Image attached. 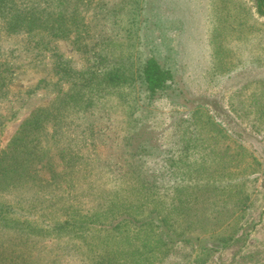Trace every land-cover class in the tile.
<instances>
[{"label":"rangeland","instance_id":"1","mask_svg":"<svg viewBox=\"0 0 264 264\" xmlns=\"http://www.w3.org/2000/svg\"><path fill=\"white\" fill-rule=\"evenodd\" d=\"M174 1L172 5L167 0H145L141 15H150L147 11L150 5L168 9L166 38L160 39V26L152 24L151 39L160 50L166 45L175 51L183 50L181 56L173 54L172 58L176 56L178 63L184 65L181 75L188 87L190 102L184 107L162 100L150 107V111L146 110V116L136 112L139 128L128 147L121 141L127 116L116 115L115 119L111 116L110 121L100 117L94 130L98 127L104 130L92 136L95 143L91 146L94 147L91 157L98 159L99 166L109 172L107 187L131 171L120 157L130 158L137 146L144 143L150 153L154 148L167 153L176 162L173 169L180 170L182 175L185 173V177L202 176L201 184L207 186L198 193V201L188 203L189 213L183 214L179 221V228L189 227L186 235L192 240L190 245L177 243L171 249L156 248L139 254L135 249L140 239L121 244L115 236L106 239L110 242H105L104 251L110 246L120 249L111 255V260L119 264H133L138 260L142 264H264V17L256 13L254 0ZM63 2L67 3L59 4V8H66L68 12H74L72 7L77 5L75 11H79L89 34L103 30L113 36L109 29L112 25L101 19L104 11L100 5L115 7L122 17L131 10L127 0ZM51 4V0H7L0 6V62L10 70L7 84L0 91V149L6 148L19 124L32 111L48 106L57 94L67 89L66 82L57 80L56 62L65 60L77 69L89 62L87 53L76 49L69 39L51 38L40 30L27 32L23 24L18 32L7 28L4 15L43 13L52 9ZM126 23L122 20L121 25L127 26ZM135 30L140 35L147 29L138 22ZM140 38L134 32L121 38L122 45L131 51L132 64L141 53ZM83 41L93 42L90 37H84ZM115 102L111 97L106 104ZM197 107L199 113H195L194 121L189 114ZM77 134L76 127L63 126L55 140L46 137L44 146L55 147H50L54 161L58 159L53 155L58 147L79 146ZM125 149L128 152L124 154ZM81 152L85 149L81 148ZM117 161L123 166L119 167ZM114 170L120 171L119 174ZM208 180L214 181L213 184L208 185ZM184 189L187 188L184 186ZM170 195L168 201H171ZM41 222L50 224L46 220ZM37 240L30 251V264H92L83 259L81 249L68 251L52 237ZM225 241L229 242L222 247ZM207 245L218 248L208 255L197 254L198 247ZM122 246H125L123 250Z\"/></svg>","mask_w":264,"mask_h":264},{"label":"trees","instance_id":"2","mask_svg":"<svg viewBox=\"0 0 264 264\" xmlns=\"http://www.w3.org/2000/svg\"><path fill=\"white\" fill-rule=\"evenodd\" d=\"M51 1L52 9L43 13L29 11L4 15L7 28L10 32H18L23 24L27 32L40 30L51 38L69 39L76 49L87 53L89 62L81 69L65 60L56 62L57 80L66 82L67 89L57 94L48 106L32 111L19 124L6 148L0 149V264H30L32 247L39 242L38 238L44 237L58 240L57 244L68 251L83 250L86 256L83 259L87 258L92 264H112L113 261L119 264L111 259L120 249L108 245L110 249L104 251L105 242H110L106 239L115 236L121 244L140 239L135 249L139 254L156 248L160 251L171 249L177 243L190 245L192 239L186 235L189 227L179 228V221L183 214L188 215V203L198 201V193L207 186L201 184L202 176L185 177V173L182 175L180 170L173 169L176 162L167 153L162 154V149L159 152L160 148L150 153L144 143L132 153L137 154L135 158L138 159L132 160V154L129 160L120 157L131 171L125 172L121 180L114 179L107 187L109 172L99 166L98 159L91 157L94 149L91 146L95 143L92 136L104 130L103 127L94 130L100 117L110 121L111 116L114 119L116 115L127 116V120L123 119L126 130L121 141L128 147L139 128L136 112L146 116L144 112L162 100L184 107L190 102L182 76L184 65L178 63L176 56L172 58L183 50L175 51L167 45L160 50L151 39L152 24L160 26L159 38H166L168 9L150 5L147 7L150 15L145 17L141 15L145 0H127L131 10L122 17L115 7L109 9L100 5L104 11L101 19L112 25L109 29L113 36H108L103 30L89 34L79 11H75L77 5L72 7L74 12H68L66 8H59V4L67 0ZM6 2L0 0V6ZM174 2L167 0L172 5ZM254 3L256 13L264 17V0H254ZM122 20L128 25H121ZM138 22L147 29L140 35L134 31ZM131 32L141 37V53L133 64L131 51L121 42V38L129 37ZM84 37H90L93 42L83 41ZM9 71L0 62V91L7 84ZM111 97L116 102L108 106L106 102ZM197 110L198 107L189 114L194 121L195 113H199ZM97 111L100 113L95 117ZM63 126L77 128L79 146L58 147L53 153L58 159L54 161L50 153L52 144L45 147L43 142L47 136L55 140ZM88 138L91 139L89 143ZM81 148L85 152H81ZM129 149L132 150L131 146ZM127 152L125 149L123 153ZM116 164L123 166L118 161ZM209 182L213 184L214 181L206 183ZM170 193L171 201H168ZM42 220L49 221V226L43 225ZM228 238L230 241L231 237ZM60 239L64 242H59ZM217 248L200 246L197 254L208 255ZM138 261L132 263L138 264Z\"/></svg>","mask_w":264,"mask_h":264}]
</instances>
